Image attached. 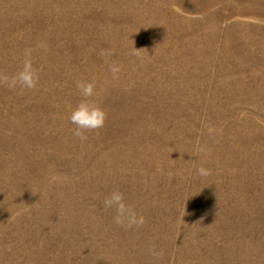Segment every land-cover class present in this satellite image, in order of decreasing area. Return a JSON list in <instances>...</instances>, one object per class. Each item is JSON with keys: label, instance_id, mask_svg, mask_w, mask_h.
<instances>
[{"label": "rangeland", "instance_id": "rangeland-1", "mask_svg": "<svg viewBox=\"0 0 264 264\" xmlns=\"http://www.w3.org/2000/svg\"><path fill=\"white\" fill-rule=\"evenodd\" d=\"M0 264H264V0H0Z\"/></svg>", "mask_w": 264, "mask_h": 264}, {"label": "clouds", "instance_id": "clouds-1", "mask_svg": "<svg viewBox=\"0 0 264 264\" xmlns=\"http://www.w3.org/2000/svg\"><path fill=\"white\" fill-rule=\"evenodd\" d=\"M110 70L115 77L119 73L120 68L113 65ZM5 80L10 88L19 86L24 89H33L36 86L38 76L33 69L31 61L26 59L21 70L11 78L6 77ZM78 87L83 99L72 108L69 120L75 126L74 135L84 139L83 133L85 131L96 130L104 126L107 114L91 100L95 95L93 83H81ZM198 171L201 175H207V170L204 168H200ZM104 207L107 209L115 208L117 215L114 217V221L117 224L122 223L125 218L128 219L130 224L143 223V217L137 218L136 213L124 203L123 194L119 191H113L105 198Z\"/></svg>", "mask_w": 264, "mask_h": 264}]
</instances>
